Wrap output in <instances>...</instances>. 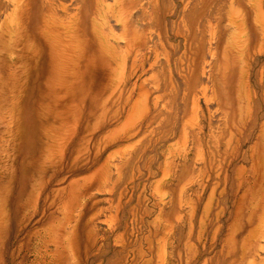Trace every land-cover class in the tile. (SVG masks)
<instances>
[{
	"label": "rangeland",
	"instance_id": "374dc122",
	"mask_svg": "<svg viewBox=\"0 0 264 264\" xmlns=\"http://www.w3.org/2000/svg\"><path fill=\"white\" fill-rule=\"evenodd\" d=\"M263 36L264 0H0V264H264Z\"/></svg>",
	"mask_w": 264,
	"mask_h": 264
},
{
	"label": "bare ground",
	"instance_id": "6f19581e",
	"mask_svg": "<svg viewBox=\"0 0 264 264\" xmlns=\"http://www.w3.org/2000/svg\"><path fill=\"white\" fill-rule=\"evenodd\" d=\"M20 4H21V2H17V8H16V13L18 12V9L20 8ZM253 4V3H252ZM261 15V14H260ZM242 18V17H241ZM240 18V19H241ZM261 18V17H260ZM263 39H264V36H263ZM262 46H264V41H263V45ZM63 49V48H62ZM63 52V51H62ZM257 52V51H256ZM66 54V53H65ZM61 55V54H60ZM56 57H57V55H56ZM65 57V56H64ZM57 59H58V57H57ZM56 59V60H57ZM63 62V61H62ZM58 63V62H57ZM63 66V65H62ZM260 73H261V71H260ZM262 76V75H261ZM227 79V78H226ZM239 87V86H238ZM3 163V162H2ZM2 185H4V184H2V178H1V176H0V193H1V189H2ZM2 211V210H1ZM4 213L3 212H0V218L1 219H4ZM259 225H257V228L254 230V231H252L251 230V232H253L254 234H255V236H259V235H263L264 236V216L262 217V220H261V222L259 221ZM1 247V246H0Z\"/></svg>",
	"mask_w": 264,
	"mask_h": 264
}]
</instances>
